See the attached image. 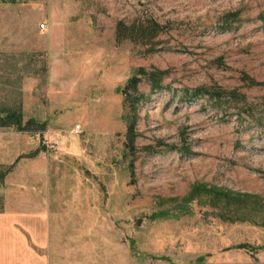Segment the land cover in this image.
I'll use <instances>...</instances> for the list:
<instances>
[{
  "label": "rangeland",
  "instance_id": "374dc122",
  "mask_svg": "<svg viewBox=\"0 0 264 264\" xmlns=\"http://www.w3.org/2000/svg\"><path fill=\"white\" fill-rule=\"evenodd\" d=\"M3 108L84 186L61 263L264 264V0H0Z\"/></svg>",
  "mask_w": 264,
  "mask_h": 264
},
{
  "label": "crops",
  "instance_id": "0c3cea01",
  "mask_svg": "<svg viewBox=\"0 0 264 264\" xmlns=\"http://www.w3.org/2000/svg\"><path fill=\"white\" fill-rule=\"evenodd\" d=\"M27 145L0 132V163L10 165L0 184V264H63L84 234V186L62 180L58 153Z\"/></svg>",
  "mask_w": 264,
  "mask_h": 264
},
{
  "label": "trees",
  "instance_id": "16d2710c",
  "mask_svg": "<svg viewBox=\"0 0 264 264\" xmlns=\"http://www.w3.org/2000/svg\"><path fill=\"white\" fill-rule=\"evenodd\" d=\"M143 69V68H142ZM144 70V69H143ZM0 126H14L18 130H32L33 132H43L46 128L45 121L38 122L35 119L23 120L21 108H3L0 109ZM9 166L0 170V178L2 179Z\"/></svg>",
  "mask_w": 264,
  "mask_h": 264
},
{
  "label": "built area",
  "instance_id": "2783aa9c",
  "mask_svg": "<svg viewBox=\"0 0 264 264\" xmlns=\"http://www.w3.org/2000/svg\"><path fill=\"white\" fill-rule=\"evenodd\" d=\"M42 25L44 24L41 23V26ZM42 141L47 147H56L59 144V140L57 138H51L47 133L44 134Z\"/></svg>",
  "mask_w": 264,
  "mask_h": 264
}]
</instances>
